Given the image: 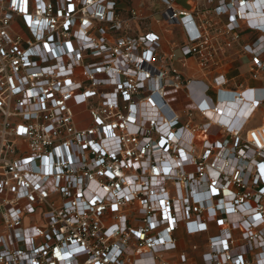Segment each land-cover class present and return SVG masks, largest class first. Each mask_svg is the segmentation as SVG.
I'll use <instances>...</instances> for the list:
<instances>
[{"label":"built area","instance_id":"obj_1","mask_svg":"<svg viewBox=\"0 0 264 264\" xmlns=\"http://www.w3.org/2000/svg\"><path fill=\"white\" fill-rule=\"evenodd\" d=\"M126 1L0 0V264H264V0Z\"/></svg>","mask_w":264,"mask_h":264},{"label":"crops","instance_id":"obj_2","mask_svg":"<svg viewBox=\"0 0 264 264\" xmlns=\"http://www.w3.org/2000/svg\"><path fill=\"white\" fill-rule=\"evenodd\" d=\"M138 0H127L126 3H129L131 5H134L137 3ZM153 28H150L152 31H156L157 33L162 34L161 29L158 26H154L152 25ZM247 59H235V61L233 63L229 64V70L227 71L226 74H224V77H226L227 79L231 80L230 81V86L232 89L237 88L238 85H241V88L244 89H252V88H262L264 89V76L260 75L258 77H256L255 79L250 78V77H245V78H237V74L235 72L236 67L243 63L246 62ZM175 68H177L180 73L184 76V78H190L192 76H195V78L201 79V75L200 74H196V72L193 71V69H195V65L190 62V66L189 68L186 69H182L178 66L177 63L173 64ZM192 70V71H191ZM256 111H261L262 113V120L264 122V103L256 110ZM262 122V123H263Z\"/></svg>","mask_w":264,"mask_h":264},{"label":"rangeland","instance_id":"obj_3","mask_svg":"<svg viewBox=\"0 0 264 264\" xmlns=\"http://www.w3.org/2000/svg\"><path fill=\"white\" fill-rule=\"evenodd\" d=\"M150 4H154L156 5V2L155 1H150L149 2ZM125 4H120V7H123ZM157 11L160 10V7H155ZM155 19H160V16L159 15H156L155 16ZM150 28H153V26L150 24ZM176 34V33H175ZM179 52L177 51L176 52V55L179 56ZM180 98L179 97H175V99L173 98V101H179ZM263 120H262V113L261 111H255L251 114V117H250V121L248 122L247 126H246V129H252V128H255V127H258L262 124ZM213 133H216V134H221L220 131H216L214 130Z\"/></svg>","mask_w":264,"mask_h":264},{"label":"snow or ice","instance_id":"obj_4","mask_svg":"<svg viewBox=\"0 0 264 264\" xmlns=\"http://www.w3.org/2000/svg\"><path fill=\"white\" fill-rule=\"evenodd\" d=\"M261 167L264 168V165H262Z\"/></svg>","mask_w":264,"mask_h":264}]
</instances>
